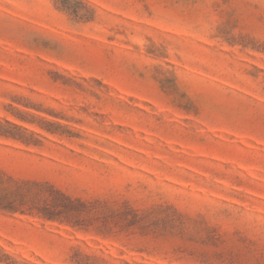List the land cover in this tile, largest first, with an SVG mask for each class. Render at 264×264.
<instances>
[{
    "label": "rangeland",
    "instance_id": "rangeland-1",
    "mask_svg": "<svg viewBox=\"0 0 264 264\" xmlns=\"http://www.w3.org/2000/svg\"><path fill=\"white\" fill-rule=\"evenodd\" d=\"M0 264H264V0H0Z\"/></svg>",
    "mask_w": 264,
    "mask_h": 264
}]
</instances>
